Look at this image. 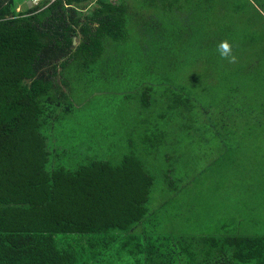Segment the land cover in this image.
Returning <instances> with one entry per match:
<instances>
[{"label":"rangeland","instance_id":"1","mask_svg":"<svg viewBox=\"0 0 264 264\" xmlns=\"http://www.w3.org/2000/svg\"><path fill=\"white\" fill-rule=\"evenodd\" d=\"M156 8L162 26L144 16L125 42L106 44L99 67L64 72L74 112L46 134L53 165L142 158L155 180L134 234L264 235V0ZM223 40L235 62L217 52Z\"/></svg>","mask_w":264,"mask_h":264},{"label":"trees","instance_id":"2","mask_svg":"<svg viewBox=\"0 0 264 264\" xmlns=\"http://www.w3.org/2000/svg\"><path fill=\"white\" fill-rule=\"evenodd\" d=\"M20 3L0 0V264H99L108 250L111 264H264V235L134 234L151 213L147 163L129 152L117 166L89 155L58 167L48 145V131L74 112L62 80L70 64L90 73L144 16L162 26L148 14L158 4L179 12L202 0ZM151 92L141 91L143 109Z\"/></svg>","mask_w":264,"mask_h":264},{"label":"clouds","instance_id":"3","mask_svg":"<svg viewBox=\"0 0 264 264\" xmlns=\"http://www.w3.org/2000/svg\"><path fill=\"white\" fill-rule=\"evenodd\" d=\"M216 50L222 59H228L229 62H235L236 57L232 55V46L227 40L220 41Z\"/></svg>","mask_w":264,"mask_h":264}]
</instances>
